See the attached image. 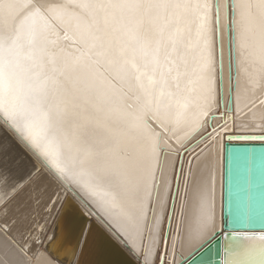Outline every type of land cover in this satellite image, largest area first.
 <instances>
[{
  "label": "snow or ice",
  "instance_id": "1",
  "mask_svg": "<svg viewBox=\"0 0 264 264\" xmlns=\"http://www.w3.org/2000/svg\"><path fill=\"white\" fill-rule=\"evenodd\" d=\"M0 123L141 264H166L181 224L197 251L231 240L215 264H264V230H231L215 198L225 137L264 142V0H0ZM29 163L19 177L0 164V215L45 181L60 199ZM27 219L12 224L30 238Z\"/></svg>",
  "mask_w": 264,
  "mask_h": 264
},
{
  "label": "bare ground",
  "instance_id": "2",
  "mask_svg": "<svg viewBox=\"0 0 264 264\" xmlns=\"http://www.w3.org/2000/svg\"><path fill=\"white\" fill-rule=\"evenodd\" d=\"M71 3V0H63ZM224 25L222 17V26ZM235 69L233 68V76ZM225 97L229 91V58H228V38L227 31L224 33V86ZM234 114L235 105H232ZM229 113L225 109V115ZM231 135L251 134L247 130L233 129ZM244 142V140H234L225 137L223 143ZM202 147V145H200ZM198 151V148L196 149ZM187 159V157H186ZM219 161V156L217 157ZM31 161L43 169L41 162L36 159L28 147L5 125L0 123V164L9 168L18 177L23 176L30 168ZM47 173L46 169H43ZM53 181L55 187L60 190L61 197L55 203L49 200L52 188L48 184L44 185L46 193L44 200V218L39 228H36L30 238L20 235L18 225L12 224L14 217H19L24 213L27 218L30 216V206L22 208L24 202H20L7 216L0 215V264H141V257L134 254L122 244L108 230L103 220L96 214L95 210L88 204L77 199L66 185L55 180L51 173H47ZM43 187V183L39 188ZM30 192L22 190V198H26ZM216 210L218 220L221 214L222 204V164L217 163L216 167ZM72 201L73 211L69 214L66 211V204ZM187 207V205H186ZM28 222V219L25 223ZM7 224L9 231H5ZM30 226V222H28ZM83 227V231H81ZM166 228V225H165ZM113 239L122 252L127 256L124 260L113 246L108 245L104 237ZM184 225L180 226V235L176 237L175 225L173 226L172 237L169 238L167 253L165 255L166 264H179L191 256L196 249L188 248L184 245ZM174 238V239H173ZM26 241L27 247H22ZM174 244V250H173ZM207 244V243H205ZM204 244V245H205ZM203 245V246H204ZM202 246V247H203ZM163 252V246L158 250ZM75 252L73 256L72 253Z\"/></svg>",
  "mask_w": 264,
  "mask_h": 264
},
{
  "label": "water",
  "instance_id": "3",
  "mask_svg": "<svg viewBox=\"0 0 264 264\" xmlns=\"http://www.w3.org/2000/svg\"><path fill=\"white\" fill-rule=\"evenodd\" d=\"M228 38V33H227ZM229 58V47H228ZM251 134H237L234 137L250 136ZM226 138H228L226 136ZM244 140V142H229L226 140L224 160L222 164V204L225 220L231 219V230L260 234L264 230V214L261 213V200L264 198V142L259 140ZM229 200L231 210H229ZM221 204V206H222ZM167 231V227L165 228ZM108 245L113 246L115 252L128 261L127 256L116 242L104 234ZM211 243V248H209ZM231 240L216 236L186 260L179 264H189L197 258V264H215L223 261L228 254L227 245Z\"/></svg>",
  "mask_w": 264,
  "mask_h": 264
},
{
  "label": "rangeland",
  "instance_id": "4",
  "mask_svg": "<svg viewBox=\"0 0 264 264\" xmlns=\"http://www.w3.org/2000/svg\"><path fill=\"white\" fill-rule=\"evenodd\" d=\"M42 183V188H39L38 186L32 191H28L30 192V194H28L26 198H22V200H20V202H24V204H22V208H28V206L32 208V210H30V216H28V222H30L29 228L33 229V231L31 232V236L36 228H39L41 226L44 218V200L46 199L45 195L50 191V189L46 190L44 188V185L48 183L46 181ZM28 222L26 223L28 224ZM24 241L26 243L27 240Z\"/></svg>",
  "mask_w": 264,
  "mask_h": 264
}]
</instances>
